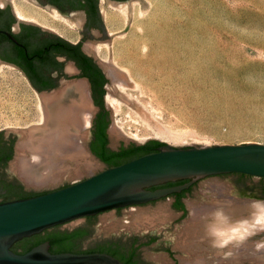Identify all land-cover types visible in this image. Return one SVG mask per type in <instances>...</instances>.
I'll return each mask as SVG.
<instances>
[{
    "label": "water",
    "instance_id": "1",
    "mask_svg": "<svg viewBox=\"0 0 264 264\" xmlns=\"http://www.w3.org/2000/svg\"><path fill=\"white\" fill-rule=\"evenodd\" d=\"M140 2L142 9L148 7L144 0ZM85 48L94 51L92 45L85 44ZM92 57L107 79L105 89L129 103L117 90L119 84L133 87L126 73L95 54ZM66 70L69 80L62 78L50 89H34L43 108L41 125L1 130L6 135L13 133L10 159L0 166V176L20 185L10 193L56 189L0 202V264H123L106 252H50L48 241L22 253L11 249L24 237L54 229L71 230L81 224H86L89 232L74 242L75 248L104 247L112 236L155 231L180 264H264V245L256 247L264 234L224 256L210 247L201 220L214 206L224 208L233 218L246 213L253 198L243 195H260L264 187V143L174 147L164 142L153 152L105 168L87 145V130L79 133L83 112L91 115L96 110L89 99V82L72 72L71 66ZM108 110L110 147L141 144L114 126L109 106ZM149 139L154 138L146 141ZM181 179L187 181L151 189ZM190 184L193 187L184 210L172 209L163 196ZM6 193L0 191V198ZM139 204L143 205L134 210L115 209ZM98 212L102 213L85 218ZM145 250L149 264H175L163 245Z\"/></svg>",
    "mask_w": 264,
    "mask_h": 264
},
{
    "label": "rangeland",
    "instance_id": "2",
    "mask_svg": "<svg viewBox=\"0 0 264 264\" xmlns=\"http://www.w3.org/2000/svg\"><path fill=\"white\" fill-rule=\"evenodd\" d=\"M18 1L45 16L37 20L40 24L76 39L75 19L58 12L54 15L52 9L32 0H14L13 4ZM144 1L146 9L140 0L125 3L136 16L108 20L110 39L98 45L103 54L95 52L128 70L124 72L138 83L129 103L111 94L122 103L117 112L105 89L106 103L120 132L139 143L154 138L174 147L264 143V0ZM116 8L108 2L107 15ZM168 23L174 27V48L185 44L192 57L187 61L190 57L178 51L173 68L165 72L160 68L174 77L165 85L156 79L163 61L149 56L157 64L153 66L147 59L132 60L148 51L142 44L152 42L153 27L163 30ZM34 93L19 69L0 63L1 130L26 127L36 116Z\"/></svg>",
    "mask_w": 264,
    "mask_h": 264
},
{
    "label": "flooded vegetation",
    "instance_id": "3",
    "mask_svg": "<svg viewBox=\"0 0 264 264\" xmlns=\"http://www.w3.org/2000/svg\"><path fill=\"white\" fill-rule=\"evenodd\" d=\"M32 1L38 5H43L47 9L55 10L61 15L75 19L78 25L76 29V39L72 41L52 31L45 25L40 24L37 20L18 15L14 8V0H0V63L10 64L19 69L27 79L29 85L36 90L50 89L61 82L62 78L69 80L65 78L70 74V72L66 70L68 65L72 67V72H77L78 75H83L87 78L90 89L89 99L96 107V110L91 114L90 122L87 125L88 127H86L87 145L92 154H94L104 167L107 168L108 162L103 159L98 152L108 156V154L118 151L121 145L127 147L130 143L127 145L121 144L117 148H112L109 145L111 138L109 125L111 119L108 105L105 100V84L107 83V79L92 57L95 51L92 49L87 51L85 44L97 46L108 43L111 33L108 32V24L105 21L102 6H108V2L113 3V1H127L126 3H129L130 0ZM97 68L106 79V82L101 85V88L96 87L89 76L83 74V70L88 69L91 72ZM102 89L103 92L101 91ZM68 91L69 93H73L70 87H68ZM9 134L6 135L5 132L0 129V166L6 165L11 156L13 133ZM156 187L166 186L159 185ZM192 187L193 185L190 184L187 188L179 192L170 193L163 197L170 200V207L172 209L183 211L185 207V198L191 193ZM16 188H20V185L11 180L10 177L0 176V191L7 192L3 195L5 198H0V202L41 194L56 189L45 188L34 192H22L20 194L10 193L11 190L13 191ZM243 196L253 199H263L264 187H262L260 195L250 196L246 194ZM154 201L155 200H152L146 203ZM143 204L117 207L115 209L121 211L131 208L134 210L135 207ZM179 204H181V206ZM100 213L102 212L85 216V218L91 219L97 217ZM66 231H74L77 233L76 239L71 241V252H106L121 260L123 264H149V261L145 259L143 255L146 251L145 249L163 245L164 252H166L172 261H174L175 264H180L172 253V249L159 240L155 231H144L142 233L133 234L126 233L123 236H112L108 238V242L104 247L94 248L73 247L76 240L88 234L89 229L86 224L78 225L71 230L66 229ZM16 250L17 252L20 251V249Z\"/></svg>",
    "mask_w": 264,
    "mask_h": 264
},
{
    "label": "bare ground",
    "instance_id": "4",
    "mask_svg": "<svg viewBox=\"0 0 264 264\" xmlns=\"http://www.w3.org/2000/svg\"><path fill=\"white\" fill-rule=\"evenodd\" d=\"M125 3L126 2H124V4L123 3L116 4L117 8L114 9L110 15L109 14L107 15V12H106V8L108 6H104V5L102 6V12H103V15H104V18H105V21L107 24H108V20L116 19L119 21H121V20L124 21L127 18H129L130 15H132V16L134 15L130 9V6L127 7L125 5ZM14 7H15L18 15H20V16L30 17L33 20H39V18H42V17L45 18L44 15H42L40 12H38L35 8L28 6L26 3H22V2L18 1L14 4ZM52 13L54 15H57V12L55 10H52ZM134 16H136V15H134ZM135 18L136 17H134V19ZM157 27H158V25L153 27V34L151 37L152 42H150V43L145 42L142 44V48L147 47L148 51L141 53L140 57L134 58V60H132V61L134 63H138L141 61L143 62V61H145V59H147V61H151L149 59V56L152 57L153 59H156L157 61H163V65L158 68L160 73L157 74L156 79L158 82H161L162 84L168 85L173 81L174 77L169 75V74L163 73L160 70V68H162L164 70V72H165V69L167 71V69H169L171 67L173 68V65L176 63V61L178 59L176 56V53L178 51H179V54L181 56H183L184 58L190 57V58H185L187 61L189 59L191 60L192 50L186 49V47H183V46H185V44H181L179 46L180 49L174 48L173 39H172L173 34H174L173 24L168 23L166 26H164L163 30H161V28L156 29ZM111 29H108V30L111 31ZM171 45H172V47H171ZM94 51L98 55L103 54V53H101L100 46H98V45L94 46ZM202 53H203V51L201 52V58L200 59H203V57H204ZM152 65L156 66L157 64L152 62ZM121 69H123V71L128 72V70H126L125 68H121ZM127 77L129 80H131L133 82L132 77L130 75ZM133 84H134L133 87H128V86L123 85V84L117 85L119 92L122 93L123 95H125L126 97H128L130 102H131V99H134V96H135L133 93V90L135 88H138L137 82H133ZM21 90L24 91L25 87L22 86ZM33 96L35 99L34 112H35L36 116L34 118H32L31 121L25 123V124H27V126L21 128V129H26V128H29L31 126L41 125L44 121V114H43V108H42V104L40 101V97H39L38 93H36V92L33 94ZM108 102L112 105L115 112H117L119 110V107L122 104L118 98L111 96V93L108 96ZM90 117H91V115L89 112H87V111L83 112L82 119H83L84 123L79 128V133H82L84 130L87 129L86 127H88L87 125L89 123ZM30 122H32V123H30ZM114 126L120 131V129L118 128V126H116V124H114ZM230 135H227V136H230Z\"/></svg>",
    "mask_w": 264,
    "mask_h": 264
},
{
    "label": "clouds",
    "instance_id": "5",
    "mask_svg": "<svg viewBox=\"0 0 264 264\" xmlns=\"http://www.w3.org/2000/svg\"><path fill=\"white\" fill-rule=\"evenodd\" d=\"M201 220L210 247L229 256L232 249L264 234V200L249 201L246 213L240 218H233L224 208L214 206ZM261 245H264V240L256 242V247Z\"/></svg>",
    "mask_w": 264,
    "mask_h": 264
},
{
    "label": "trees",
    "instance_id": "6",
    "mask_svg": "<svg viewBox=\"0 0 264 264\" xmlns=\"http://www.w3.org/2000/svg\"><path fill=\"white\" fill-rule=\"evenodd\" d=\"M83 74L89 76L93 84H95L96 87L101 88V85H103L106 82V79L102 72L97 68L95 70L86 69L83 70ZM103 92V89L101 90ZM164 144V142L156 140V139H149L141 144H134L130 143L127 147L120 146L119 150L116 152H112L110 154L104 155L101 152H98V154L105 159L108 162V167L115 166L118 164H121L125 161L131 160L133 158H136L140 155L153 152L156 150V147L159 145ZM186 179H181L177 181H171L164 184V186H170V185H176L184 183ZM159 186V185H156ZM156 186H152L151 189L156 188ZM181 206V204H179ZM45 229L44 231H46ZM77 233L74 231L67 232L65 231H59V230H52L50 232H47L43 235V233H37L33 234L28 237H24L17 242L14 243V247L11 249L13 251H16V249H20L19 252H25L28 249H30L32 246L37 245L43 241L49 242V250L50 252H62V251H70L72 249L71 241L76 239Z\"/></svg>",
    "mask_w": 264,
    "mask_h": 264
}]
</instances>
